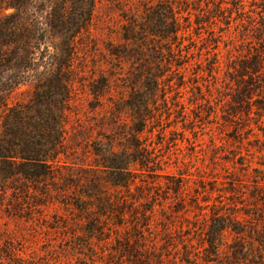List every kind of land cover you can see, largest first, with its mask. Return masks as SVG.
<instances>
[{
	"label": "rangeland",
	"instance_id": "1",
	"mask_svg": "<svg viewBox=\"0 0 264 264\" xmlns=\"http://www.w3.org/2000/svg\"><path fill=\"white\" fill-rule=\"evenodd\" d=\"M58 4L30 0L21 12L29 25L17 31L34 39L16 53L30 50L33 64L8 107L62 63L70 101L49 176L0 184V264H245L237 245L263 261L264 0H95L68 56L48 25ZM160 4L177 33L126 40L131 20ZM147 72L159 78L152 96ZM132 102L150 103L140 132ZM130 150L146 165H131L127 187L110 185L100 155ZM105 202L114 211L89 249L82 208Z\"/></svg>",
	"mask_w": 264,
	"mask_h": 264
},
{
	"label": "trees",
	"instance_id": "2",
	"mask_svg": "<svg viewBox=\"0 0 264 264\" xmlns=\"http://www.w3.org/2000/svg\"><path fill=\"white\" fill-rule=\"evenodd\" d=\"M50 1L54 4L59 3V10L55 9L48 25L50 29L59 33L62 50L68 56L71 51V41L85 30L91 21L95 0ZM29 2L30 0H8L4 3V7H0L3 10H13L11 14L0 18V184L4 186L18 177L39 180L49 176L45 169L52 166L59 154L62 122L70 101L69 82L62 73L61 65H65L62 63L56 71L54 70L55 72L43 74L37 80L27 104L8 107L6 100L8 94L27 82V71L33 64L30 50L21 49L22 53H16L22 43L26 44L27 40L34 39V36H30L31 33L17 31L22 26L29 25L28 20L21 14ZM141 20L138 22L131 20L125 30L126 40L146 41L149 37L164 40L178 31V18L168 5L145 7L144 19ZM4 71L17 72L19 76L4 77L2 75ZM157 77L152 72L146 73L151 96L158 90ZM129 107L134 115L140 117L139 126L143 123L141 128L135 130L140 132L149 120L145 112L150 107V103L144 102L140 108L132 102ZM135 154L137 153L132 150L130 153L109 152L100 155L102 163L112 172L110 185L127 187L134 182L133 178H129L131 171L128 169L137 160L141 166L146 165L147 162L146 158L143 156L137 158ZM121 170L128 171L125 172L128 178L120 175ZM113 211L111 202L101 203L94 209L82 208L85 218L90 217L87 222L89 228L85 234L87 239L85 243L89 249H92L89 244L93 239H104L105 231L101 226L107 216L105 212ZM225 227L230 228L229 222ZM126 249L131 250V247L126 244ZM232 251L234 260L245 264H264V259L257 262L255 256L249 258L243 254L238 245L234 246ZM75 264H94V262L79 260Z\"/></svg>",
	"mask_w": 264,
	"mask_h": 264
}]
</instances>
